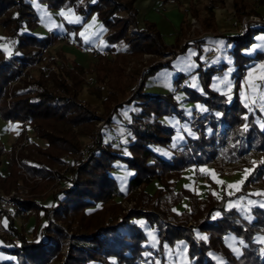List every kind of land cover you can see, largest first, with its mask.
<instances>
[{
    "label": "trees",
    "instance_id": "obj_1",
    "mask_svg": "<svg viewBox=\"0 0 264 264\" xmlns=\"http://www.w3.org/2000/svg\"><path fill=\"white\" fill-rule=\"evenodd\" d=\"M132 1L17 0V5L12 7V0H0V17L2 15L1 21L7 26L13 23L18 28L26 22L27 27L32 28L42 20L34 3L47 8L73 7L82 22L86 21L89 12H96L104 26L101 32L104 47L110 53H119V58L125 61L129 53L137 55L166 46L154 22L144 18L143 25H137V18L129 8ZM214 5L212 1L206 3L205 8L210 15L200 18L201 23L207 21L213 28L215 23L211 12ZM64 23L65 33L72 31L76 41L81 42L76 33L81 23ZM128 23H134L132 32L127 31ZM247 28L245 32L225 35L236 42L231 46L233 55L237 53L242 58L232 71L235 78L245 70L244 61L264 56L263 51H257L255 56L239 52V46L251 43L255 33L264 31V21L251 23ZM51 30L52 33L39 38L15 29L4 35V43L0 45V116L9 121L27 119L46 141L44 145L33 139L25 143V155L35 161L23 166L15 159L14 148L6 150L0 143V154L5 153L9 157L8 173L0 174V185L7 188L20 177L27 176L41 177V181L36 180L38 187L45 188L53 176L52 166L58 163L61 153L74 152L80 145L72 126H79L80 131L85 132L93 123L91 109L79 102L76 96L82 81L77 62L73 67L66 66L63 61L47 63V71H40L33 79L24 80L15 90L11 88L10 83L16 79L20 67L31 61L33 53L43 44L58 36L56 28ZM200 52L198 45L197 58ZM106 58L102 56L96 63L98 75H108L110 82L120 86L125 75L122 66ZM165 64H169V60L157 61L143 70L132 95L124 100L131 104L127 120L133 136L130 143L118 152L112 148L111 142L105 145L96 142L91 154L71 167L73 178L60 189L59 201L51 208H45L46 222L39 231V237L28 242L0 239V250L10 253L0 258V264H47L51 257L62 256L60 248L64 241L67 251L60 264H135L138 258L164 264L167 261L164 245L184 251L185 264H264V244L253 241L254 233L264 230V207L253 205L252 217L246 218L237 207L225 205L226 199L242 195L245 188L231 194L222 192L218 199L213 198L212 203L198 206L196 195L191 190L176 187V178H172L180 176L182 169L192 163L224 164L243 157L248 147L264 150V118L259 116V124L256 113L246 109L236 88L231 96H227L210 87L212 74L222 72L229 65L226 60L205 65L199 62L196 70L199 71L202 91L182 85L179 79L183 72L174 76V82L178 83L175 90L185 87L189 99H200L207 109L196 110L198 115L194 112L190 119L191 127L182 132L185 141L172 148L173 156L165 158L157 154L151 145L167 146L175 133V127L163 122L159 116L176 113L181 120L185 118L182 107L178 105L181 99L175 98L173 90L149 92L145 89L146 75ZM120 165L133 170L128 178L115 175L116 167ZM259 171L264 172V159ZM137 186L138 190L129 192ZM121 195L135 197L136 203L133 208L118 214V197ZM189 195L191 201L187 205L186 197ZM21 202L25 208L32 207V201L22 199ZM133 216L145 217L150 226L158 230L157 248L150 246L155 253L142 254V250L149 246L143 244L147 240L145 232L131 220ZM227 232L241 238L243 250L240 254L236 255L225 243L224 234Z\"/></svg>",
    "mask_w": 264,
    "mask_h": 264
},
{
    "label": "rangeland",
    "instance_id": "obj_2",
    "mask_svg": "<svg viewBox=\"0 0 264 264\" xmlns=\"http://www.w3.org/2000/svg\"><path fill=\"white\" fill-rule=\"evenodd\" d=\"M135 1L136 0H133L130 3L131 6H129V8L132 10L134 17L137 18L136 21L138 26L143 25L144 18L141 16L142 9L148 8L149 6L152 7V5L155 4H160L159 6L161 8L167 7V5L163 4L166 0H151L153 4L150 3V5H147L144 8L141 7L138 11L134 5ZM209 1L215 2L211 12L215 23L214 28L208 26L207 21L201 23L200 20V18H206L210 15V12L205 8V4ZM12 2V7L17 5V0H12ZM175 3L176 4L174 6L179 8L182 18L179 22V30L176 32L174 40L170 44L165 43V48H161L156 51L145 50L137 55H130L129 53V55H126L125 61H122L119 58V53L116 51L110 53L107 51L106 47H104V38L101 34L104 26L99 23L97 19L89 22L87 20L86 22H82L83 20L77 22L82 24L80 27L83 28V30L81 29V31H79V28L76 33L80 34L79 36H82L84 39H88V34L91 30L94 29V31H98H96L97 35H94L93 37L94 44H85V49L83 51H79L78 48L71 45V42L73 40L76 41V39L72 33H65V31L61 30V27L66 26L62 24V20L67 21V19H73V7H58L56 10L53 8L51 12L47 13L45 6H43L44 8L39 12L40 7L37 3H34L33 6L34 8H38L37 11L39 12L40 18L43 21H46H39L40 23L32 28H28L26 22H22L18 28H15L13 23L7 26L3 21H1L3 18L1 15L0 45L4 43V35L6 36L9 31L16 29L20 33L26 32L40 38L53 32L50 27H47L48 23L52 22L53 17L55 19L54 21H56L53 22V24L56 23L55 25H57L60 23V26L58 27L61 29L57 30L59 33L57 34L58 36H56L52 42H46L43 44L39 48L40 50L33 53V59L31 61H27L24 66L20 67L19 72L15 77L16 79H14L10 85L11 88L15 90L18 84L22 85L24 83V80L33 79L40 71H47V63L51 64L53 61H63L66 66L73 67L74 62H77L80 65V68H78V74L81 75L80 77L82 81L80 90L77 92L76 96L79 102L83 103L85 107L91 109V118L93 123L90 128L91 130L89 129L85 132L80 131L79 126H72V130L76 134L80 145L74 152L65 151L61 153L58 163L52 166L53 176L45 188L38 187L39 184L36 180L38 179L41 181V177L34 179L28 176L25 178L20 177L17 182L9 184L8 188L0 185V194L14 190L17 194H19L18 196L21 199L32 201V207L23 209V211L16 214V216L3 218L2 221L7 224V227L6 230L0 234V239L12 238L15 242H20L22 240L28 242L36 240L39 237V231L43 229L42 227H44V223L46 222L47 214H45V208H51L55 201H59L61 195L60 189L69 184L71 181H69V179L73 178L74 172H72L71 167L79 163L80 160L86 159V157L91 154V149L94 147L96 142L102 145L111 142L113 143L112 148L118 152H121L124 149L123 145L125 143L122 141L127 139V136L124 137L127 129L121 122L117 121V111L120 113V110L123 111L124 108L126 109L131 106V104H126L127 101L124 100H127L132 95L134 90L133 88H135L136 84L139 82L140 77L143 74V70H146L147 67H150L157 61L163 62L170 60L176 53L183 51L184 47H189L197 52L200 42L203 41L205 37L211 36V34H219L224 32V30L232 31L230 27V20L233 16L241 17L252 13L259 16L261 21H264V0H187V2H184L183 0H175ZM220 8L225 11L227 15L225 16V20L228 24V26H224L222 28H218L215 19L219 15L218 11ZM122 12L124 11H121V13ZM61 13H64V15H61ZM90 13L91 12L88 13V16ZM165 14L168 15V13ZM166 15L164 16V20L167 19L169 21L170 17ZM190 15L195 16L197 22V25L192 28L189 23V18L191 17ZM88 16L86 18H88ZM68 22L71 21L68 20ZM94 22L98 23L96 24ZM250 22L254 23L253 21ZM250 22L249 24H251ZM169 24L171 23L169 22L165 24L166 26H163V30L168 27ZM133 26L134 23H128L127 31L132 32ZM78 43L84 44L82 39L81 42ZM220 53L227 56L225 57V60L228 64L232 62L230 61L232 56H230L229 50L225 49L224 51H220ZM204 55L205 57H208L206 52ZM102 56L108 57L106 59L111 63L117 62L122 66V70L125 75L121 79L119 84L120 86L110 82L108 80V75H102V77L98 75L96 63ZM176 73L178 72L173 65H160L146 75L145 82L147 84L152 82L156 86L155 89L159 88L161 91H167L171 88V85L174 82V75ZM246 73H248V71ZM232 79L233 85L223 92L227 96H231L234 93L235 88L237 91V87L240 84L239 77H233ZM177 84H175V88L178 87ZM248 86L250 89L249 91L252 93L251 95H254L253 97L256 96V100L264 104V79L260 84L254 83L249 84ZM121 102L124 104L120 105ZM243 114H245V112ZM125 117L129 119V116ZM191 118H193V114L191 115ZM5 120V122L0 120V124L4 123V129L8 134L4 139V144L2 141H0V143H2L6 150L10 147L14 148L15 159L20 161L22 166L25 163L35 161L33 158L25 155L27 153V148L24 145L31 139L35 140L40 145L45 144L46 141L38 135L36 126L32 125V123L27 119H16L12 121H9L8 119ZM130 131L132 134V129ZM263 159L264 150L248 147L244 156L236 160H231L224 164L208 162V164L213 167L211 168L213 170V174L211 175L204 170V167L200 164H189L185 167L186 169H182L180 176L174 175L172 178H176V187L191 190L194 195H196V204L198 206H204L212 203L214 200L213 198L218 199L220 195H222V192L231 194V192L245 188L246 192L242 195L226 199L225 205L226 207H231V205L235 206L238 208L241 215L246 218H251V208L253 205L264 207V172L260 173L259 171L262 166ZM8 163V155L1 153V175L8 173ZM116 170L117 172H115V175L120 178H128V175L133 171L124 165L117 166ZM178 177L179 179L177 180ZM247 177L248 180H246ZM229 185H235V187H229ZM194 186L197 187L195 188ZM138 189L139 187L137 186L135 188H131L129 192ZM190 196L191 195L186 197L187 205L190 204ZM118 201L120 203V206L117 209V212H119L118 214L133 208L136 203L135 197L129 198L127 195H121V198L118 199ZM181 204L184 205V203ZM177 207L178 205L176 204L175 208ZM46 234H48V232H46ZM253 241L264 244V230L255 232ZM66 251L67 243L64 241L60 248L62 256L51 257L47 264H60ZM9 254L10 253L8 252L0 250V258L8 256ZM143 259L147 260L146 258ZM158 259L159 258L157 256V262ZM166 259L167 261H165L164 264H174L171 261L173 260L172 258L170 259L167 257Z\"/></svg>",
    "mask_w": 264,
    "mask_h": 264
},
{
    "label": "crops",
    "instance_id": "obj_3",
    "mask_svg": "<svg viewBox=\"0 0 264 264\" xmlns=\"http://www.w3.org/2000/svg\"><path fill=\"white\" fill-rule=\"evenodd\" d=\"M155 1V0H154ZM184 2H187V0H183ZM151 0H136L134 5L135 7L138 9L144 8L147 5H150ZM153 4V3H152ZM164 5H167L166 8H161L159 5L160 4H155L149 6L148 8H144L142 9V14L141 16L143 18H148L151 22H154L156 24V27L159 29L160 32V36L163 40L164 43L166 44H170L175 37L176 32L179 30V22L181 20V12L179 11V8H177L175 5V3H163ZM163 5V6H164ZM44 5H40V9H43ZM53 8H47L46 7V11L51 12ZM163 9V10H161ZM56 10V8H55ZM144 11V12H143ZM219 15L215 18L216 22H217V26L218 28H222L224 26H228L227 21L225 20V16L226 13L225 11L220 10L218 11ZM165 13H168V15H166ZM168 16L169 21L166 19L164 20V16ZM73 19H67V21H71L72 23H77L81 20V16L78 13H75V11L73 10ZM147 16V17H146ZM66 19V18H65ZM98 20L99 23L102 24L101 19L97 16L96 12H91L90 15L88 16V18H86V20L89 21H95ZM54 17L52 22L48 23L47 27L49 28H56V30H66V26L64 27H58L60 26L59 24L55 25L56 23L53 24L54 21ZM42 22H45L43 20H41ZM40 21V22H41ZM63 21V25H65V21ZM86 22V21H84ZM171 23L168 25V27H166L163 30V26H166L165 24L167 23ZM94 23H98V22H94ZM84 24V23H83ZM82 25V24H81ZM103 25V24H102ZM98 27V26H97ZM101 27V26H100ZM79 31H81V29L83 30V28L79 27ZM85 30V29H84ZM100 30V28H99ZM97 30L94 31L91 30L90 33L88 34V39H84L82 36L81 39L83 40V43H89V45H93L94 44V35H97ZM73 33V32H71ZM79 33V32H78ZM102 34V33H101ZM232 31H226L224 30V32L219 33V34H215L211 36H207L205 37V39H203V41L200 42L199 46L201 47V52L198 54L199 58H197L195 56L196 51L192 50L189 47H184L183 51L176 53L170 60H169V65H173V67L177 70V72H183L182 76L179 79V82L182 85H186L192 89L195 90H200L202 91L201 88V84L199 81V76H198V72L196 70V68L199 65V62H201V64L205 65L209 62H218L221 60H225V55L221 54L220 51H224L225 49L229 50L230 52V56L231 59L230 61H232L228 66H226L223 69L224 74L220 73H216V74H212L211 79H210V87L214 88V90L218 91V92H225L232 84V71H234V68L237 66V64L239 62L242 61L241 56H237L233 55V51H231V46L233 44H235L236 42H234L233 39H231L229 37V39L226 38L225 35H231ZM80 35V34H79ZM228 45V46H227ZM214 49L215 53L209 57H205V52ZM233 48V47H232ZM257 51H263L264 52V31H258L257 33H255L253 35V39L251 41V43H245L244 45H242L241 47L239 46V52L241 54L244 55H250L253 56ZM220 53V54H219ZM238 57L236 60L237 62L234 63L233 59L235 57ZM255 56V55H254ZM243 64L246 66L245 70L243 71V73L240 75L239 79H240V84L237 87V91H238V95L241 98V102L245 105L246 109L249 110H253V113H256V119L258 121L259 124H261V119L259 118V116L264 118V104L261 103L260 101L256 100V96L253 97L254 95H251V91H249V84H260L263 79H264V56L261 57H256V58H252L249 59L247 61H244ZM248 71V73H246ZM251 73V75H250ZM175 76V75H174ZM175 82L172 83L171 88L169 90H173L174 91V96L175 98L181 99L178 101V105L182 107L183 109V113H185V118L184 119H180L176 113H172V114H163L160 117V119L167 123L172 125L173 127H175V133H173V135L171 136V142H169V145L165 146V145H161L158 143L152 144L151 147L155 150V152L159 155H162L165 158H169L171 156H173V150L172 148H174L175 146H177L179 143L184 142L185 140H183L185 138V136L182 134V132L184 130H187V128L189 129L190 126V118L191 115L194 114V111L196 110H206L207 106L199 100H193V99H189V92L186 90V88L184 87V89H179V90H175ZM156 86L150 82V83H145V89L146 91L149 92H157L159 90L155 89ZM161 91V90H159ZM124 108V107H121ZM120 108V109H121ZM246 114V112H245ZM117 121L121 122L124 127L127 129L125 136L127 139L125 141H122L123 143H125L123 145L124 149L126 146V143L129 144L130 141L133 139V136L131 134V129L130 127L127 125V118L125 116H130L129 112H128V108H124V110H120V113H118L117 111ZM0 120H2L3 122H5L6 120L3 119L2 117L0 118ZM3 126V127H1ZM8 133H6L5 129H4V123L0 124V141L3 142L4 144V139L6 137ZM123 136V135H122ZM123 149V150H124ZM122 150V151H123ZM195 164V163H192ZM198 165V164H195ZM202 167H204L203 169L206 170L210 175L213 174V170L208 163H202L200 164ZM186 167V166H185ZM184 167V169H186ZM183 169V170H184ZM197 170V169H196ZM202 170V169H201ZM200 178V177H199ZM179 179V177L177 178V180ZM201 179V178H200ZM201 181V180H200ZM202 182V181H201ZM154 187V184L151 186V188ZM195 188L197 186H194ZM121 198V197H118ZM232 206V205H231ZM139 219V220H138ZM131 220L135 221L138 225H140V227L143 229V231L145 232L146 238L147 240L143 241V244H146L147 246H149L148 248H145L142 250V254L144 256L146 255H151L155 252H152L150 249L151 247L157 248V244H158V230L154 227H151L149 224V222L146 220L145 217L140 216V217H131ZM224 241L225 243L233 249L234 253L236 255L240 254V252L243 250L242 248V240L239 236L234 235L232 232H227L224 234ZM263 237V236H261ZM165 251L164 254L168 257V258H172L173 260H171L174 264H185L184 262L186 261V256L184 251H177V249H175L174 247L170 246V245H164L163 248ZM169 254H168V253ZM169 259V260H170Z\"/></svg>",
    "mask_w": 264,
    "mask_h": 264
},
{
    "label": "built area",
    "instance_id": "obj_4",
    "mask_svg": "<svg viewBox=\"0 0 264 264\" xmlns=\"http://www.w3.org/2000/svg\"><path fill=\"white\" fill-rule=\"evenodd\" d=\"M175 3V0H166V3ZM176 4V3H175ZM189 23L191 25V28L197 25L196 17L193 15H190ZM253 21L254 23H260L262 22L256 14H250V15H244V16H233L230 20V27L232 29V32H245L248 28L249 22ZM251 23V22H250ZM71 45H74L75 48H78L79 51H83L85 49V45L78 43L77 41H72ZM215 53V50L211 48V50L206 52V55L209 57ZM199 112L196 114L198 115ZM82 149V148H81ZM83 150V149H82ZM85 151V150H83ZM14 190H10L7 193L0 194V234H2L7 227V224L2 221L3 218L8 216H16L19 212L23 211V209H26L22 206L21 198L18 196ZM56 202V201H55ZM54 202V203H55ZM42 238V237H41ZM27 242V241H26ZM135 264H153L152 262L145 260L143 258H139Z\"/></svg>",
    "mask_w": 264,
    "mask_h": 264
},
{
    "label": "snow or ice",
    "instance_id": "obj_5",
    "mask_svg": "<svg viewBox=\"0 0 264 264\" xmlns=\"http://www.w3.org/2000/svg\"><path fill=\"white\" fill-rule=\"evenodd\" d=\"M61 15H64V13H61ZM262 67H264V66H262ZM250 75H251V73H250ZM229 187H235V185H229Z\"/></svg>",
    "mask_w": 264,
    "mask_h": 264
}]
</instances>
